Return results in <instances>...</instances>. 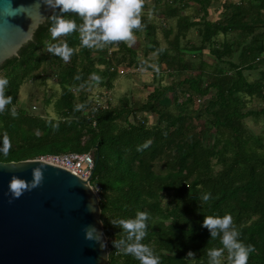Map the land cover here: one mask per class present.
I'll use <instances>...</instances> for the list:
<instances>
[{"label":"trees","instance_id":"trees-1","mask_svg":"<svg viewBox=\"0 0 264 264\" xmlns=\"http://www.w3.org/2000/svg\"><path fill=\"white\" fill-rule=\"evenodd\" d=\"M153 1L152 10L162 8L164 27L178 18L175 31L172 25L162 29L166 47H159L156 24L145 16L142 27L133 31L146 40L144 57L156 54L155 68L165 66L162 72L179 79L158 85L136 107L124 98L118 106L107 103L106 108L85 112L89 107L85 93L79 94L78 105L71 89L86 87L89 72L113 79L124 62L129 61L124 66L130 68L143 64L125 41L107 42L119 50L107 59L106 48L94 51L93 45L83 43L79 27L55 35L53 15L74 19L78 26L85 21L75 12L54 8L18 56L0 67V75L9 80L6 94L13 97L0 112V162L71 152L92 155L90 184L99 188L109 264H141L115 245L125 233L114 222L134 217L137 211L149 213L142 242L153 249L160 264H209L208 250L223 244L221 237L210 236L202 221L225 214L232 215L239 239L254 246L247 264H264V127L254 134L244 124L247 117H264V108L243 111L244 97L264 99V0L224 3L219 18L211 21L214 0H187L201 12L195 21L179 18L175 0H166L163 7L161 0ZM183 1L178 0V5ZM191 28L197 29V42L187 39ZM228 35H235V40H217ZM63 54L74 55L64 67ZM205 56L212 62H206ZM98 65L104 69H96ZM259 68L258 78L250 82L244 71ZM40 69L42 80L45 69H57L62 86L55 103L57 119L45 120L17 107L24 80ZM44 104H50L49 99ZM13 106L16 116L11 115ZM137 114L153 115L155 121L149 124L147 117ZM212 131L213 141L205 146L204 132ZM158 161L163 163L160 172ZM189 251L195 255L187 256ZM221 264H231L227 250Z\"/></svg>","mask_w":264,"mask_h":264},{"label":"water","instance_id":"water-1","mask_svg":"<svg viewBox=\"0 0 264 264\" xmlns=\"http://www.w3.org/2000/svg\"><path fill=\"white\" fill-rule=\"evenodd\" d=\"M53 11L44 0H0V67L18 56ZM36 168L43 170L42 183L13 197L12 177L31 182ZM91 180L92 174L84 179L36 159L0 162V264H109ZM92 226L97 232L86 238Z\"/></svg>","mask_w":264,"mask_h":264},{"label":"rangeland","instance_id":"rangeland-1","mask_svg":"<svg viewBox=\"0 0 264 264\" xmlns=\"http://www.w3.org/2000/svg\"><path fill=\"white\" fill-rule=\"evenodd\" d=\"M166 0H161V6L163 7ZM181 1V0H180ZM246 0H214L212 3V6L209 10L210 15L208 19L215 20L219 18V13L221 11V6L224 3H242L246 4L247 2H244ZM187 0H184L183 3L178 5V0H175V6L179 7V18H190L189 20L192 21L193 18L197 20L196 17L200 19L198 15H201L200 11H198V6L195 5H187ZM154 1L153 0H144V6L141 11V16L147 17L149 21H153L156 24L157 32H156V39L159 42V47L165 48L166 47V41L164 34L162 32L163 28L168 29L170 25L173 26V31L176 30V19L171 20V22H167L165 24L162 23V14L160 10L154 11L153 9ZM184 5V6H183ZM224 6V5H223ZM193 20V21H195ZM261 31L264 32V29ZM135 39L133 41H125L127 46H130L131 48L135 49L138 54V58L140 60V63L143 64V66L139 67L137 65L126 67L124 63L119 65L117 69H124V74H119L117 72L116 77H113V79L109 78L108 76L100 77L99 80L96 79L97 75L92 71L88 74V82L87 86L83 87L81 91L77 89H71L72 92L76 96V100L78 103V97L80 93H85L86 95V102L88 103L89 107L85 110V112L89 113L92 109L96 108H106L108 107L107 103H110L112 107L118 106L120 101L124 98H127L131 101V104H134L136 107L137 105L144 103L147 100L148 95L154 90L155 87L158 85L165 86L172 83L173 80L177 81L179 77L176 76V78L173 76H169V73L167 71L162 72V70L165 68H158L156 69V65L154 64V61L156 60V54H151L147 57H144L143 51L147 48L146 40H144L143 36H138L136 34ZM236 38L235 35H228L227 37L220 36L217 40L223 41L224 39L232 42ZM187 39L189 42H197L199 39L197 38V29L191 28L188 31ZM106 48L108 51V55L106 56L107 59L110 58V55L112 52L115 51L118 52L117 45L109 46L107 42H98L97 44L93 45V50L99 48ZM236 49V48H235ZM239 48H237L238 50ZM78 49H75V54L77 53ZM64 55V54H63ZM73 54L64 55L62 60V67H64L67 64L71 63V60L73 58ZM204 60L208 63H211L212 60L205 56ZM139 63V64H140ZM150 67V69L148 68ZM96 69H99L102 71L104 69V66L98 65L95 67ZM112 70V68H111ZM41 69L39 71L33 72L29 77H27L22 87L20 88V91L18 93L17 97V107L26 110L29 114H32L34 116H38L45 120L50 119H57L59 115L56 112L55 103L57 99L59 98L62 86L59 84V77L57 75V69L49 70L45 69V72H43V78L42 80V73H40ZM160 71V72H159ZM260 68L256 70H250V71H244L245 76L247 79L252 82L256 80L260 74ZM41 74V75H40ZM45 81V83L43 82ZM110 84V86H108ZM212 94V93H211ZM49 99L48 105L44 104V100ZM184 99V96L183 98ZM245 99V111L250 112H256L259 109L264 108V99H259L256 96L253 97H244ZM79 105V103H78ZM197 105V104H196ZM170 108L172 111H174V108L172 105H170ZM147 117V121L149 124L154 123L155 117L153 115H141L137 114V118ZM264 117H255L250 116L244 119V124L252 133L259 134L261 130L264 127ZM213 131L212 132H204L203 137V144L205 146H210L213 141ZM214 162V161H212ZM217 169V167H216ZM156 170L157 172H160L163 170V163L162 161H158L156 164Z\"/></svg>","mask_w":264,"mask_h":264},{"label":"clouds","instance_id":"clouds-1","mask_svg":"<svg viewBox=\"0 0 264 264\" xmlns=\"http://www.w3.org/2000/svg\"><path fill=\"white\" fill-rule=\"evenodd\" d=\"M45 4L64 12H75L84 18L85 23L78 26L74 19L65 18L63 15L51 17V31L55 35L66 34L79 30L84 34L85 45H95L98 42L133 41L134 29L142 27L141 11L144 0H44ZM100 79L99 76L96 77ZM9 80L0 75V112L13 102V97L6 94ZM11 115H18L15 106ZM10 147V145H9ZM43 170H33V180L26 182L22 178L12 177L10 191L13 197H19L25 190L37 187L43 181ZM210 194L204 196L209 199ZM149 213L137 211L134 217L121 218L117 223L124 231L125 236L115 241L116 247L127 254L137 257L141 264H160V258L153 249L143 243V238L148 230ZM211 237H221L223 247H214L208 250L209 264H221V258L227 250L231 264H247L249 255L254 251V246L246 245L239 239L240 232L234 224L231 214L223 216H206L202 221ZM97 229L92 226L85 230V237L92 238ZM103 234L101 233V236ZM191 251L187 256L193 257Z\"/></svg>","mask_w":264,"mask_h":264},{"label":"built area","instance_id":"built-area-1","mask_svg":"<svg viewBox=\"0 0 264 264\" xmlns=\"http://www.w3.org/2000/svg\"><path fill=\"white\" fill-rule=\"evenodd\" d=\"M117 72L119 74H124L125 70L117 69ZM36 160H41L57 167H61L84 179H87L92 174L94 168L93 156L88 153L71 152L65 154L45 155ZM95 188L99 191V188Z\"/></svg>","mask_w":264,"mask_h":264},{"label":"crops","instance_id":"crops-1","mask_svg":"<svg viewBox=\"0 0 264 264\" xmlns=\"http://www.w3.org/2000/svg\"><path fill=\"white\" fill-rule=\"evenodd\" d=\"M190 5H195V6H197L194 2H190Z\"/></svg>","mask_w":264,"mask_h":264}]
</instances>
